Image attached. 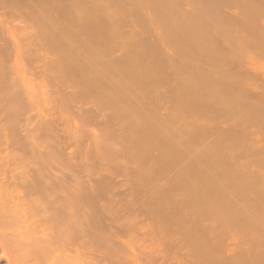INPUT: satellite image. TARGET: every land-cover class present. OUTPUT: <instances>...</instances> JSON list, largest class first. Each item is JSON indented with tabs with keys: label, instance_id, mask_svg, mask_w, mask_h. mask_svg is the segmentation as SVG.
I'll use <instances>...</instances> for the list:
<instances>
[{
	"label": "rangeland",
	"instance_id": "374dc122",
	"mask_svg": "<svg viewBox=\"0 0 264 264\" xmlns=\"http://www.w3.org/2000/svg\"><path fill=\"white\" fill-rule=\"evenodd\" d=\"M13 1L11 2L10 0L8 2L10 3V5H8V8H6L7 6L5 7V11L9 10L7 11L8 14L6 15H8L7 20L10 24V26L8 27L11 29V31H9V28L7 27L5 30V34L6 36L12 37V39L9 38L11 39L10 41H12V44L14 41V37L17 40L21 39L22 41H24L22 42V44L25 42H28L29 44L32 43L29 42L30 40L28 39L33 40V37L36 36V38H38V36H41L42 40L45 38L42 41L44 43L47 40L50 42L49 43L47 41L44 45L45 52L42 53L43 55L44 53H47L44 55V57H42L43 55L41 53L39 55L38 52L40 51V49L38 47V51L37 46H35L37 44L39 45L40 42L30 45L31 48H33L32 46L36 47L32 49L34 51H31V49H29V51H25V49H28L29 47H26L28 46L26 45L28 43L24 44L26 45V48L23 47V50L25 51V53L28 52L30 54L23 53V56L31 55L33 57L34 52V59H32V57L30 58V56V60L26 56L25 58L32 66H36V69L40 68L39 70L34 69V66L32 67L28 63V61L24 60L25 58L23 56V60L25 61L24 63L28 64L26 66L29 69H24L26 67H21L20 64L23 63V60L18 57L19 55L17 54L19 53V51L17 48L16 52H14L15 49L13 47L14 50H12V52L14 54L10 55L12 59L9 58L11 59L10 61H12V63L14 62L13 66H16L21 62L19 64L20 68L17 66V68H14L15 66L13 67L14 69H17L15 70L17 71L16 73L14 69L11 70L12 66L10 67V69L7 68V71L11 70V72L9 71V73H12V75V71H14L15 76L13 75V78L17 77L18 74H22L23 76H25V74H28L29 76L31 73H26L25 70L30 71V69L31 72L32 69H34L38 71V73L36 72L37 75H42V77L40 76L38 79L36 73L34 72L37 78L35 77V75H32L34 74L32 72L29 78L31 77V81H34L33 77H35V82H30L29 80L31 78L28 79V77H23L21 75L20 77L18 76V79L22 77L20 83H18L19 81H15L17 83L16 85L14 83V85L16 86L14 87L18 90L20 88H25L26 90H28L29 92L26 90L25 91L30 94L29 100H31L32 103L36 104L34 106L32 103H30L31 105L28 104V106H31L30 109H35L34 112L36 114L33 113V109L30 111L29 107L27 106L28 110L26 111L28 112L25 111V115H35V117H31V120L37 118V121H30V128L28 127V125L21 123L22 125H25L24 127L29 128L22 129L24 127H21L22 133L24 131H29L30 129L37 130V127L41 124L40 122H42V120L38 122V118L42 119V117L44 116L43 118L45 119L47 114L49 116L51 115V110L54 109L52 107L56 106L55 102L59 101V99L62 98V96L59 94L61 93V91L56 92L57 87H60L58 89L62 90V93H65V95H68L66 93L68 92L69 95L70 93H72L73 95L75 94L80 98L83 97V100H80V98L78 99L79 103H86V101L84 100L86 99L87 104L91 103L92 105V103H94V106H102V109L108 114L112 112L113 114L117 113V116L120 119V123L115 120L114 126L115 128L121 126L119 127L121 129H117L118 131H120V133L118 134L116 130V135H122V141L118 140L119 143L121 142L120 144H117V142H113L111 140L110 141L112 145L116 144V147L118 146V148L122 144L121 148L123 147V149H125L128 154L125 155L126 157H124L123 155L122 157L119 156V158H124L122 160L127 161L128 163L125 161L124 162L128 166H130V164L132 166L134 165V167L139 166V169L147 166V170H149L148 167H150L151 169L153 168L154 171H157L158 169V172H156L158 173L156 174V177L155 172L152 170L154 172L153 174V172L150 171L154 175L155 179H158H154V181L151 179V181H153L152 184L155 182L153 185L150 184L151 181L149 180V184L151 185L150 189H148L149 186L148 184H146L148 180L147 182L145 180V183L143 182V179L145 178H143L142 180L141 178L139 179L144 183V186L145 184L146 186H148L146 189L151 191L155 189V191H157L155 192L153 190V192H151L147 190L149 193H151L150 196L149 193L146 194V189L141 183L142 191H144L145 193L144 197H150L149 199H147L148 201L145 200V202H149V200L151 199L147 206H150L151 203L153 205V207L151 206L152 209L154 207L156 208V206H159L156 209L154 208L155 211H152V213L151 211L148 213L153 214L155 212L154 214L157 213L158 216L162 215L163 218L162 220H158L156 218L158 217L157 215H154L155 217L148 215L150 218L148 217L147 220L146 215L148 213L145 212L146 217L144 216V221L142 220L143 216H141L142 218L139 220L141 224H146V222L149 223L150 221H152L151 218H156L157 221H155L154 219L152 221H155L156 225L153 226V228H155V230H159L162 227L160 229L161 232H163V230H166L165 232L167 233L164 236L165 238L168 236V240L165 239L164 242L170 241V243H166L167 245L164 244V242H162L164 239V236H162V234H164L165 232L161 233L159 231V233L161 234L160 235L159 233L157 234L156 231L157 235L163 237L161 238L162 241L159 242H162L165 247H170V245L172 244V249L176 250L177 252L179 251L178 254H182V251L186 250V246H188L189 248L190 245V248H194V250H197L198 247L199 251H201L200 248L202 246V249L206 248V250L203 251L207 254L210 253V257H212L211 252L215 249L213 245H215L214 242L216 239V247H219V249L216 248L220 256L219 261L221 262V257L226 253L227 254L223 256L224 258L226 257L225 259L223 258V263H219L218 261L213 262V258L217 260L219 258L218 255H216L218 256V258L215 256L216 252L213 251V261L211 259L209 260V262L212 261L211 264H228V262L229 264H231L232 262H234L232 264H264V0H15L16 2L14 4ZM1 6L2 5H0V17L4 15V12H1L4 11V8L2 6L1 9ZM10 32H12V34ZM22 44L21 47L24 46ZM50 46L51 48L55 47V49H51ZM61 46L64 48H62ZM21 47H19V50ZM60 47L62 48V50ZM35 49L38 52L36 51L35 53ZM50 49L52 50L51 52ZM36 55L37 58L40 57L38 58L39 61H36ZM47 55L50 56L48 57ZM50 57H52L53 59H50ZM41 58H46L44 62L45 64L46 62H49L51 60L49 62L51 64H48L50 66H46L45 68H43L45 66L44 63L38 64V62H43ZM55 59L57 62L55 61ZM18 60L20 62H18ZM15 61H17L18 63H15ZM12 63L10 62V64L8 63V65H12ZM37 65L39 66L37 67ZM49 67H52L51 71L48 69ZM21 68L24 69V73H22ZM18 70H21V72H19ZM42 72L43 74L45 73V75L46 72H51L52 76L51 74L43 76ZM9 78L10 77L8 76V79ZM25 78L28 79V84H26V82L28 81H26ZM45 78L48 79L47 82L45 81ZM11 79L10 81L12 82L13 79ZM42 81L48 83L47 87H49V92L47 91V93H45L47 84L45 85V83ZM11 82H8V84ZM21 82L24 83L22 84ZM18 85L19 87H21L18 88ZM23 85L24 87H22ZM42 85H45V88H43ZM56 85L57 87H55ZM7 87L8 85L6 86V88ZM54 88L56 89L53 90ZM1 89L3 92V88ZM8 89L10 88L8 87L7 90ZM33 89L35 92L31 91ZM64 89L66 90V92H64ZM67 90H73L74 93ZM4 91H6V89ZM39 91H41L43 97L45 96L44 94H47V97H51L53 95L55 97L58 96L57 98L59 99L54 97V99H57V101L54 102L52 96L51 98L53 100L50 98L49 101V98H42L41 94H39V99L45 101L43 102L44 104H49L48 101L51 102L49 105L45 104V106H47V110H45L44 104H41L42 102H37V100L33 102V100L37 98V95L35 94H38ZM50 91H53V94ZM8 92L6 91V93ZM21 92L26 93L24 92V90H22ZM32 92L35 94L33 95ZM9 93L11 94L13 93V91L11 90ZM15 93L16 92H14L13 94L16 96L17 94ZM28 93L24 95V99L22 98L23 100H25V104L26 102H28V97H26ZM49 93H51L52 95L49 96ZM256 94L258 95V97ZM9 95L6 96L3 92L1 96L9 97ZM32 95L34 99L31 97ZM3 98L1 99L5 100ZM10 98L11 97L6 98L9 101V103H7L8 101L6 100L7 104H10ZM14 100L15 99H13V101ZM16 100H18V98ZM51 100L53 101V103ZM1 102L2 101L0 100V104ZM15 102V107H17L19 100L18 102H16L17 104ZM95 102L97 103L95 104ZM14 104L11 105L13 106ZM53 104L54 106H52ZM11 105L10 109L12 110V108L15 107H12ZM91 105L89 104L88 106ZM3 107L9 109V105H7L6 107L5 105H3ZM42 108L43 110L41 111ZM6 109L4 110L5 112L8 111ZM57 109L59 108L57 107ZM55 110H53L54 113H57L59 116L57 114V117L54 116L53 112L52 116H54L56 119L58 117L60 118V121L64 126L61 130V127L59 125V123L61 122H57L59 125L58 128L60 127V133H64L63 135H65L66 131L68 130L66 128H69L68 125L71 122H67L69 124H66L68 127L65 128V119L61 120L63 116L65 118V115L62 116V111L59 110V113L58 111L55 112ZM4 111L0 115V124L3 123V119L1 120V116L5 115ZM43 111H47V113H42ZM40 112L41 114H43V116L40 115ZM9 113L13 114V112ZM60 114L62 118L60 117ZM6 115L5 118L7 117ZM7 119L11 120L12 117H8ZM13 124L14 122L9 126L10 128H8V130L5 126L7 132H11H8V135L11 134V137H13L14 134H17V136L14 135V138L20 137V133H16L21 131H18V129H20L18 127L20 126L18 125L17 127V124L20 123L12 126ZM36 125L37 127L34 128V126ZM12 128L18 129L15 131V129ZM12 130L13 132H15L14 134H12ZM35 130L31 131L35 132ZM96 130L98 133L100 132L98 127L96 128ZM70 131H67L66 134L68 135V132ZM25 132L23 133V135L25 134ZM0 133H2L1 130ZM22 133L20 137L21 139L23 138ZM29 133L32 132L29 131ZM29 133L26 132V135H30ZM6 136L3 137L4 139L0 137L2 138V142L3 140L4 142L7 141L8 137ZM35 136L37 137L38 133ZM35 136L33 137V135L31 134V136L26 139H30L31 137L34 140V143L36 140V142L38 143V147L37 143H35V145L34 143L32 145L30 144L31 146L25 145L31 139L26 140V143L24 142L25 146L21 144L20 147V143L22 141H20V138H17L20 141V143H18L19 141L17 140V143L19 145V148H21L19 151H17L18 153H21L23 151V147H25L24 150L31 148L30 150L28 149L29 151L26 153H31L32 155L36 156H34V158L30 157V159L32 158V160L25 159L29 158V155L23 151L24 154L28 156L25 155L26 157L22 158V156L20 155L21 159H23V161L20 162L21 167L18 163L20 157L18 156V154H16L15 151L18 146H13L17 145L16 141L13 140L14 138L11 140V144H13L12 146L13 148L15 147V149H13L10 154L8 152L12 150V147L10 146L11 148L9 151L8 147L6 151L3 150L4 148H6L4 147L6 146V144L3 143L4 145L2 149V142L0 143V147L2 149H0V163H3L1 161L3 160V158H5L4 155L6 156L7 153L9 154V156H11L9 157L7 155L10 160L11 158H14V160L12 159L7 163L9 164L8 166L4 163L3 168L8 167L9 169L3 170L2 173H4V171L5 173L6 171L8 172L10 168L15 166L12 161H18V164H16L20 167V169L23 167V163L24 165L26 163V167H28V164L32 165V169L28 168V170H31L32 172L33 164L38 163L36 165L39 166L42 165V163L44 164L46 162L45 166H48L47 169L49 168V170H52H48V173L50 174L47 175V172L45 173L47 169L43 167L44 165L39 167L35 166L34 169L35 171L39 170L41 173L45 168V171H43V173H45L44 176L48 180L49 178L52 179L53 175L55 176V174L62 172V169H64L62 162L69 163L70 161H75L74 159L67 161L66 158L68 156L66 155H68V149L66 150L67 154L65 153L66 155H64L66 156V158L61 154L60 156L55 155L59 158L53 157V160L57 161V158L58 160H62L60 162L62 164L60 165L62 167L61 169L59 168V166L57 167V164L56 167L54 165L55 168L52 167V164L50 166L48 162L50 161L51 163L52 158L50 159V155H46L48 154L46 153V151L47 149L49 150V148L47 146V149H44L46 148L48 142H46L45 144L44 139L43 141H41L39 139V136L38 138H35ZM119 138L120 136L118 137V139ZM37 140H40L39 142H41V144H39ZM12 141H14L15 144L12 143ZM42 143L45 144V147L42 146ZM39 145H41L42 149H39ZM32 146L35 148L36 154H34L35 152L32 153L34 151V148ZM79 149V153L82 154L84 150L81 151V148ZM79 149L76 150V156ZM40 150L41 152H43L44 150L46 151H44L41 155ZM3 151H5L4 153H7L4 154L2 153ZM13 152L14 154L11 155ZM15 155H17V158L19 160L15 159ZM1 156H3V158ZM80 158L81 155H78L77 159L79 160ZM69 159L70 158H68V160ZM77 159L76 161L78 162ZM116 159H118V157ZM8 160L9 159H7V161ZM53 160L52 162H56ZM82 160L83 159L81 158V163L78 162V165H82V163H84V161ZM113 160L112 162L116 164V160ZM119 163L117 160L116 166L119 165ZM10 164L14 165H12L11 167ZM114 164L112 166L115 167ZM25 166L23 167L24 170H26ZM140 166L143 167L141 168ZM162 166H165L166 168L168 167V169L163 168L164 170H166V172L164 171V173L162 172ZM40 167H42L43 169ZM156 167L158 168L156 169ZM18 168H12L13 170H17L18 172L11 170L9 171L8 175H5V177H8L13 171L15 177L13 176V173L10 177H13V179L15 178V180L18 178L20 182V178L16 177V175L18 173L19 176V173L21 172L22 179L26 180L30 178L29 181L34 182L32 181L33 178L35 179L36 176H40L37 175V172L35 171L33 172V176H29V174L32 173L29 171V174H26V177L28 178H26L25 175H23L25 174V171H21ZM59 169L61 171H58ZM55 171L58 173H55ZM51 172H54L53 175H51ZM141 172L144 176L145 170L144 172L141 170ZM34 173L36 174V176ZM123 174L124 173L121 172L120 175L122 176H119L120 179L119 177H117L118 180H122V178H125ZM2 175L3 174H1V176ZM140 175L142 176V174H139V177H141ZM151 175H146V177H153ZM158 175H160L161 177H158ZM136 177L137 176H135V178ZM6 178H1L0 185L4 182H2V180H6ZM126 178H128V176ZM126 178L125 180H127ZM137 179L138 177L135 180ZM139 179L138 181H140ZM17 182H15V184H20ZM21 184H23V182ZM12 186L14 187V185ZM21 188H23V185L21 186ZM1 189L3 190V187ZM10 189L12 190V188ZM164 189L166 191H164ZM172 190L174 191V193ZM163 191L166 193L162 194ZM168 191L171 194H168ZM158 192H161V194H159ZM153 193L155 194L153 195ZM156 193H158L159 198ZM152 195L153 197L156 196V199L163 200L161 206L158 203L162 200H158L157 202L155 197L154 199L152 198ZM167 195H169V197ZM141 196L142 198H144L142 193ZM161 196L164 199L161 198ZM167 198L169 199V201H167ZM170 200L171 203H173L172 200L174 201V206L170 204ZM168 202L171 208H169V205L165 206V204H168ZM67 206H71L74 211L76 210L75 212H73L72 210V212L75 215L77 214V217L80 211H82L81 214L87 213V217L86 215L84 216V214H80L81 216L79 215V217L84 216V218H81L82 220H85V217L87 219L88 217H91L90 212L88 213L86 211L87 208L79 209L78 206V208H76V204L73 205L75 207H72V204H67ZM151 207L148 208L151 209ZM173 207L175 208V211ZM66 210H64V213ZM68 211H70L69 208ZM168 211H170V213ZM72 212H69L70 215L68 212L66 213H68L70 217L72 215ZM169 214L171 217L169 216ZM172 215H174L175 217H173ZM169 217H173V219H170ZM70 218L75 219L76 217L73 216V218ZM122 218L118 219L117 221H119L120 223L122 220H127L125 218ZM166 218L167 221L169 220V225H167ZM117 221H114L115 224ZM127 221L132 224L131 219ZM134 221L135 223L139 222L138 220L137 222L136 220ZM158 221L160 222L158 223ZM20 222H22V220L19 221V224L22 226L23 222L22 224ZM140 222L139 224H137L139 226L136 225L137 229L141 227ZM17 223L18 222H16V224L11 223L12 226L10 227H13V230L11 228H8L9 225H5L7 223H4L5 226H3V223H1L0 229H7L8 232H14L15 230H19L21 228V230H23L26 227L25 225H23L25 227H21L20 225H17ZM119 223L117 222L118 226ZM129 223L127 222L125 223V225H129ZM171 223L174 224L175 227H173ZM16 225L19 226L17 227L18 229L16 228ZM26 225H28V222H26ZM143 226L145 227L144 224ZM150 226H148V229L150 228L151 230H154ZM134 229L136 228L134 227ZM143 229L140 228L141 231ZM172 229L174 230V232ZM171 230L173 233L170 232ZM199 230L204 231L200 232ZM141 231L140 233L134 231V233H129L128 231L129 234L133 233L132 235H127L129 236L128 239L131 237L130 243L128 242V239L127 243L125 241L126 239L122 238L130 247V252H132L133 249H139L143 251V248L145 246V249L147 250V247L154 243L153 241L149 242L148 239L150 238V240H154L153 235L152 239L150 236L145 239H148V242L145 241L143 237H140L143 239L141 241H145L141 242L138 237L140 236ZM223 231H225V233ZM142 232L147 235L145 233V230ZM135 233H138L139 235ZM143 233L141 236H145ZM220 233L222 234V236L225 235V239L221 236ZM133 235L136 238L138 237L140 243L139 241L135 240V237H133ZM160 236L155 237L156 239H158ZM200 236L202 238H200ZM207 236L209 237V239L207 238ZM185 237H187V239ZM132 238H134L135 240L134 245L136 248H134ZM176 238H179L178 241L176 240ZM172 239L173 241H171ZM202 239H205L208 243ZM222 239H224V241ZM198 240H200V243L204 241L207 246L204 245V242L200 244ZM208 240H210L211 242ZM181 242H183V245L180 244ZM124 243L123 246L127 245ZM192 243H194L195 246L192 247ZM197 243H199V245ZM154 244L156 245V243ZM154 244L152 245V247L154 246ZM160 244L159 246L162 245ZM218 244L221 245L217 246ZM163 245L161 246V248L163 247ZM224 245L227 246V248ZM173 246L182 248L177 250L178 247L173 248ZM230 247H233V251L230 250L229 252ZM125 248H127V246H125L124 249ZM158 249H160V247ZM208 249H210L211 252H209L210 250ZM220 249L222 250L220 251ZM223 249L225 250V252ZM226 249L228 250V252ZM129 250H126L125 254H127ZM188 250L192 251L193 249ZM0 251V256H2V250ZM142 251L140 252V254L142 253ZM176 251H173L176 253L175 255H177ZM186 251H184L183 253H185ZM231 251L233 254H238L237 257L239 258V260H237L238 258L236 259V255L233 256V254L231 255V259L233 260H229L228 256H230L229 254H231ZM12 252L15 254L14 251ZM221 252H223V255ZM206 253L202 254L204 256L198 254V257L200 256L202 261L208 263L207 261L209 256H207ZM130 254L133 255V252ZM70 255L67 257V261H71V263L72 261H74L76 263V260L78 258L77 255V258L75 260H73V253H71ZM185 255L187 256V253L184 254V256ZM12 256L14 257V255ZM2 257L0 258V264H7L8 261L6 259L4 260V257ZM82 258L83 257H80L78 259L81 261L79 262V264H84V260H86L88 257H85L86 259L84 260ZM195 258L196 257H194V259ZM171 261L169 260L170 263ZM85 262L87 263V261ZM164 263L165 262H163V264Z\"/></svg>",
	"mask_w": 264,
	"mask_h": 264
},
{
	"label": "bare ground",
	"instance_id": "6f19581e",
	"mask_svg": "<svg viewBox=\"0 0 264 264\" xmlns=\"http://www.w3.org/2000/svg\"><path fill=\"white\" fill-rule=\"evenodd\" d=\"M10 0H0V5H2L3 6V8H4V11H1L2 13L4 12V15L3 16H1L0 17V94L2 95L3 94V92H4V95H9L10 93V91L12 90L13 91V93L14 92H16L15 94H17L16 96L13 94V93H11L10 95H9V97H11L9 100H10V104H7V103H9V101H8V99H6V98H9V97H6V96H1L0 97V100L2 101L1 102V107H0V111L1 110H5L6 108H4L3 107V105H5V107L7 106V105H9V109H6V110H8L9 112H13V114L12 113H9L8 111H4V114L6 115V113H7V117L5 118V115H3V116H1V120L3 121V123H1L0 124V127H1V132L2 133H0V137H5L6 135V137H8V139H7V141H5L4 142V140H3V142L1 141L2 140V138H0V143L2 142V145H1V147H2V149H3V145L4 144H6V146H4V147H6V148H4L3 150H6L8 147H9V149H8V151L10 150V148L12 147V150L11 151H9L8 153L10 154V152H12L13 151V149H15V147L13 148V146H18L17 148H16V154H18V156L20 157V160L17 158V155H15L16 156V158L15 159H18L19 160V165H20V167H21V164H20V162L21 161H23V159H21V156H22V158H25L26 156H28L29 158H25V159H30V157H32V158H34V156L35 155H32L31 153L29 154V153H26V152H28L30 149L28 148V147H26V148H28V149H25L24 150V148L25 147H23V151L26 153V154H28V155H26V154H24V152L22 153L21 151V153H18L17 151H19L21 148H19V145H18V143H20V141H22L21 143H20V147H21V144L22 145H24V142L26 141V140H30L29 142H31V143H26L25 145L26 146H31L34 142V140L30 137V139H26V138H29V136H31V134L33 135V137L35 136V135H37V133H38V136H39V139L41 140V141H43V139L45 140V144H46V142H48V144L46 145V148H44V149H47V146H48V148H49V150L47 149V151L46 150H44V151H46V153H48V154H46V153H44V154H46V155H50L49 157H50V159H51V163H50V161L48 162L49 164H50V166H51V164H52V167H54V165H55V167H56V164H57V167L59 166V168L61 169L62 167L60 166V165H62L63 164V166H64V169H62V172L61 173H58V172H56L55 171V173H58V174H55V176L53 175V173L54 172H51V175H53V181H52V179L51 178H49V179H51V180H47L46 178H45V176H44V174L47 172V175L48 174H50V173H48V170H49V168L47 169V167L45 166V163L43 164L42 162V165H39V166H43V167H45L47 170L45 171V168H44V170L43 171H45V173H43V171H42V167H40V168H42L41 169V173H42V175H41V173H40V171L38 170V171H35V169H34V167L35 166H38V165H36V164H38V163H36V164H33V172L35 171V172H37L36 174L37 175H40V176H36V174H35V176H36V178L34 179L33 178V180L32 181H34V182H31V181H29V179H26V178H28V177H26V174H29V171L30 172H32L31 170H28V168H30V169H32V165H30V164H28V167H26L25 165H26V163H25V165H24V163H23V167L25 166L26 168V170H24L23 169V167L20 169V167L17 165L18 163L15 161H12L14 164H15V166H13L12 167V165H14V164H10V166L12 167V168H14V169H17L18 167V169H20L21 171H25L24 173L25 174H23V175H25V179L26 180H24V179H22L21 178V172L19 173V176H18V173H17V175H16V177H19L20 178V182H19V180H18V178L15 180V178L13 179V177L11 178L10 176H11V174L13 173V176L15 175L14 174V172L13 171H16V172H18L17 170H13L12 168H10V170L9 171H11V170H13L12 172H11V174L6 178L5 177V175L7 174L8 175V173H9V171L7 172L6 171V173H5V171H4V173H2V171L3 170H7V169H9L8 167L6 168H3V166H4V163L8 166L9 164H7L9 161H11L12 159L14 160V158H11V160H10V158H8V156H9V154L7 153H4L5 151H3L2 153H4V154H6V156L4 155V157L5 158H3V156H1L2 158H3V160L1 161V162H3V163H0V165H1V167L3 168H1L0 167V173L1 174H3L2 176H1V174H0V180H1V178L2 177H4V178H6V180L4 179V180H2V182H3V184H1L0 186V224L1 223H3V226H7V225H9V227L8 228H11L10 226H12V224L11 223H15L16 224V222H18L17 223V225H20L19 224V221L20 220H22V222H23V224H22V222H20L21 224H22V226L21 227H28V228H24L23 230H21V229H19V230H15L14 232H8L7 231V229L5 230V229H0V247H1V249L0 250H2V256L4 257V260L6 259L7 261H8V263L9 264H79V262H81L80 260H78L80 257H83L82 259L84 260V259H86L85 257H88L86 260H84V264L86 263L85 261H87V263L86 264H163V262H165L164 264H211V262L213 261V262H219V263H223V256H225V255H223V252H221L222 253V257H221V262L219 261V259H220V256H219V253H218V250L217 249H219V247L217 248L216 247V239H215V245H213L214 246V250L213 251H215L216 253H215V256L216 255H218L219 256V258H218V256H216L217 258H218V260L217 259H214L213 258V256H214V254H212V253H214L213 251L211 252V248L210 249H208V250H210L209 252H211V256L212 257H210V253L209 254H207L206 252H204L203 250H206V248H204V249H202V246H201V248H200V250L202 251V252H204V253H206V255L207 256H209V258H208V261H207V259H206V261L208 262V263H206V262H204V261H202L201 260V258H200V256L198 257V254H200V253H202L201 251H199L198 249V247H197V250H198V252H200V253H198L197 252V250H194V248H190L191 246L189 245V248H188V246H186L187 248H186V250H188V249H190V250H192V251H186V250H183L182 251V254L180 253V254H178L179 253V251L177 252L176 250H173L172 249V244L170 245V247L169 246H167V247H165V245H163L162 244V242H164L165 241V239H167V237L165 238V234L167 233V232H165L166 230H163V232H161L160 231V229L162 228H160L159 230H155V228H153V226H156L155 225V221H157V219L158 220H162V215H157V213L156 214H151L152 213V211H155V209L157 208V207H159V206H156V208L154 209H152V207H153V205H152V203H151V205L149 206H147V204H149V202H150V200H149V202H145V200L146 201H148L147 199H149L148 197H144L145 196V193H144V191H142V187H141V183L143 184V186H144V183L143 182H145V180H146V182H147V180H148V182L146 183V184H148V186H146V184H145V189L148 187V189H150V187H151V185L150 184H152V182L154 181V179H155V177H156V174H158V173H156V172H158V167H156V169H157V171H154V169L152 168H150V167H148V169L149 170H147V166H140L142 169H139V166H136V167H134V165L132 166L131 164H130V166H128L125 162H127V161H123L122 159H124V158H122L121 159V157L124 155V157H126L125 155L127 154V152L125 151V149H123V147L121 148V146H122V144L120 145V147L118 148V146L116 147V144H114V145H112V143H111V141H113V142H117V144H120L119 142H118V140L119 141H122V135H119L120 136V138L118 139V137L119 136H117L116 135V130L117 129H121V128H119V127H121V126H119L118 128H115V126H114V122H115V120H117L118 122L120 121V119L118 118V116H117V113L116 114H113V112L112 113H106V111H104L102 108V106L101 107H98V105H93L94 103H92V105H91V103H89L91 106H88L89 104H87V100L86 99H84L85 101H86V103H79L78 101V99L80 98V97H78V96H76L75 94V96L72 94V93H70V95H69V93L68 92H66V90L64 89V92H66L68 95H65V93H62L63 91L62 90H60V89H58V88H60V87H57V85L55 86V87H57V90H56V92L57 91H61V93H59L61 96H62V98L61 99H59V98H57V97H55V96H53L52 94H53V91L51 92V93H49V96L50 95H52L53 96V99H54V97L55 98H57V99H59V101H57V99H54V102L55 101H57V102H55L56 103V106L55 107H52V106H54V104L52 105V106H49V107H52V108H54V109H52L51 111L54 113V111L53 110H55V108H56V110H55V112H59V110L60 111H62L61 112V114H62V116L63 115H65V118H64V116H63V118L61 117V114H60V117L62 118L61 120H64L65 121V128L66 127H68L69 126V128H66V129H68L67 131H70V132H68V135L66 134L67 133V131H66V133H65V135H63L64 133H60L61 131H60V127H61V130H62V127L64 126L63 125V123L60 121V118L58 117L57 119L54 117V116H56V114L54 113V116H52L53 115V113L51 112V115L49 116L48 114H47V116H46V118L44 119L43 117V114H41V112H40V115H42L43 117H42V119H39L38 118V122H40L41 120H42V122H40L38 125V127H37V125L36 126H34V128L35 127H37V130H35V129H30L29 131L30 132H32V133H29V131H26V132H28L30 135H26V132H25V134L23 135V133H22V130H21V127H24L25 125H28V127H29V123H30V121H33L34 120V122H35V120L37 119V118H34V119H32L31 120V117L32 116H34L35 117V115H32V116H30V115H25V111L26 110H28L27 108L29 107V109H30V107L31 106H28V104L29 105H31L30 103H32L31 102V100H29L30 99V94L28 93L29 91L28 90H26L25 88H23V89H21L20 87H19V85H22L24 82H21L22 84H19L18 85V88H20L19 90L17 89V88H15L16 86V82L15 81H19L18 83H20V81H21V78L20 79H18L21 75H17V77H15V78H13L12 76L14 75V71L15 70H17V69H14V68H17V67H19L20 68V66H19V64L21 63L20 61H21V59L23 60V57L25 58V56L26 57H28V59H29V56H30V58L32 57L31 55H25V56H23L24 54L23 53H25V51H29V49H31V51H34V50H32L33 48H36L35 46H37V50H38V47H39V49H40V51H41V49H42V51L40 52L39 50V52L35 49V53H36V51L39 53V55H40V53L43 55V53L42 52H45L44 51V45H45V43L48 41H46L45 43L44 42H42L43 40L41 39V36H38V38H36V37H33V40H31V39H28V40H30L29 42H32V43H28V42H25V43H28V44H26V45H28V46H26V45H24L25 43H23L22 44V42H24V41H22L21 39H19V40H17L14 36V41H13V44H12V41H10L11 39H12V37H9V36H6V34H5V30H6V28L8 27V26H10V24L8 23V20H7V17H8V15H6V14H8L7 13V11H9V10H7V11H5L6 10V8H8V5H10V3H8ZM13 0H11V2H12ZM16 1L14 0L13 1V4L15 3ZM12 4V3H11ZM2 6H1V9H2ZM7 6V7H6ZM6 7V8H5ZM5 19V20H4ZM9 24V25H8ZM9 28V27H8ZM9 31H11V29L9 28ZM11 34H12V32H10ZM9 38H11V39H9ZM36 39V41H35V39ZM40 38V39H39ZM47 39V38H46ZM27 40V41H28ZM11 43H10V42ZM21 41V42H20ZM37 42H40V44L38 45H35V46H32L33 48H31V46L30 45H33V43H37ZM49 42V41H48ZM50 43V42H49ZM54 43V42H53ZM21 44L22 45H24V46H22L21 47ZM55 44V43H54ZM59 44V43H58ZM29 47L28 49L26 48V47ZM43 46V47H42ZM58 46H60V45H58ZM13 47H14V49H15V51L14 52H16V50L18 49V51H19V53L17 54V55H19L18 57L19 58H21L20 59V61L18 60V62H20L19 64H17L15 67L13 66V64H14V62L12 63V61H10L12 58L10 57V55L11 54H14L13 52H12V50H14L13 49ZM19 47H21L20 48V50H19ZM26 48L25 49V51L23 50L24 48ZM40 47H42V48H40ZM47 47H48V44H47ZM62 47V46H61ZM60 47V48H61ZM17 48V49H16ZM50 48H51V46H50ZM58 48V47H57ZM56 48V49H57ZM62 48H64V47H62ZM62 48H61V50H62ZM49 49V48H48ZM51 49H55V47H53V48H51ZM50 49V52L52 51ZM46 50V49H45ZM22 51H24V52H22ZM48 51V50H47ZM64 51V50H63ZM12 52V53H11ZM49 52V51H48ZM26 53H28V52H26ZM25 53V54H26ZM38 53H37V55H38ZM28 54H30V53H28ZM45 54H47V53H44V55ZM37 55H36V61H39V59L38 58H40V57H38L37 58ZM44 55L42 56V57H44ZM66 55V54H65ZM13 56V55H12ZM23 56V57H22ZM48 57L50 56V55H47ZM14 57V56H13ZM33 57H34V52H33ZM32 57V59H34ZM9 58H11V59H9ZM17 59V58H16ZM42 60H43V62L41 61V62H38V64L39 63H41V64H43L44 62H45V60H46V58L45 59H43V58H41ZM50 59H53L52 57H50ZM24 60H26V58L24 59ZM23 60V63L25 62ZM30 60V59H29ZM9 61V62H8ZM26 61H28V60H26ZM47 61H48V59H47ZM51 61V60H50ZM49 61V62H50ZM54 61V60H53ZM53 61H52V63H53ZM55 61H56V59H55ZM10 62L12 63V65H8V63L10 64ZM17 61H15V63H16ZM17 62V63H18ZM49 62H46V64H45V66L43 67V68H45L46 66H50V65H48V64H51V63H49ZM57 62V61H56ZM55 62V63H56ZM23 63L22 64H20L21 65V67H26V68H24V69H27L28 67L26 66V65H28V64H26V63H24V66H23ZM28 63H29V61H28ZM31 63H32V61H31ZM54 63V64H55ZM30 64V63H29ZM31 65V64H30ZM12 66V67H11ZM32 66V65H31ZM34 66V65H33ZM32 66V67H33ZM39 65H37V67H38ZM10 67H11V70L12 69H14V71H12L13 72V75H12V73H9V71L11 72V70H9V71H7V68L8 69H10ZM14 67V68H13ZM30 67V66H29ZM36 66H34V69H36L35 68ZM42 67V66H41ZM31 68V67H30ZM52 68V67H51ZM51 68L49 67L48 69L51 71ZM22 69V68H21ZM24 69H22V73H24ZM29 69V68H28ZM34 69H32V72L34 73H38V71H36V70H39L40 68H37L36 70H34ZM34 70V71H33ZM49 70H48V72H49ZM19 71V70H18ZM26 71V73H28V72H30L31 74H32V72H31V69H30V71H28V70H25ZM41 71V70H40ZM46 71V70H45ZM17 71H15V73H16ZM19 72H21V70L19 71ZM29 73V74H30ZM35 73L34 74H32L33 76L35 75ZM37 73H36V75H37ZM9 74H11V75H9ZM31 74L29 75V76H31ZM39 74H40V72H39ZM42 74H43V72H42ZM47 74H51V72L50 73H47L46 72V75H45V73L43 74V76H47ZM36 75H35V77H36ZM8 76L10 77L9 79H8ZM15 76V75H14ZM19 76V77H18ZM23 76V75H22ZM29 76H28V74H25V76H23V77H28V79H30L29 78ZM41 77H42V75H40ZM39 75H37V77H38V79H39V77H40ZM51 76H52V74H51ZM35 77H33V80L34 81H31L32 80V78L29 80L30 82H35V80H36V78ZM13 80H12V79ZM18 80H17V79ZM44 78V77H43ZM10 79L12 80V82H13V84H12V82L10 81ZM26 79V78H25ZM28 79H26V81H28ZM37 79V80H38ZM41 80V79H40ZM39 80V81H40ZM43 80V79H42ZM47 78H45V81L47 82ZM23 81H24V79H23ZM25 81V82H26ZM29 81L28 82H26V84H28L29 83ZM45 81H42V82H44L45 83V85H46V87L48 86V83H46ZM8 82H11V83H9L8 84ZM14 83H15V85H14ZM31 84H33V83H31ZM40 84H41V82H40ZM8 85V87L10 88V89H8L9 90V92H8V90H7V88H6V86ZM12 85V86H11ZM30 85V84H29ZM45 85H42V87L43 88H45L44 86ZM15 86V87H14ZM26 86H28V85H26ZM33 86V85H32ZM13 87H14V90H13ZM22 87H24V85L22 86ZM1 88H3V92H2V89ZM33 88V87H32ZM49 87H47V89H45V93H47V91L49 90L48 89ZM6 89V91L8 92V93H6V91H4ZM17 89V90H16ZM30 89V88H29ZM56 88H54L53 90H55ZM22 90H24V92H26V91H28V92H26V93H28L27 94V96L26 97H28V102H26V104H25V100H23L24 99V95H26V93H23V92H21ZM26 90V91H25ZM51 90V89H50ZM93 90V89H92ZM94 90H95V88H94ZM31 91H34V89L33 90H31ZM30 91V92H31ZM67 91H69V92H73L74 93V91L73 90H67ZM35 92V91H34ZM43 92H44V90H43ZM49 92V91H48ZM55 92V93H56ZM6 93V94H5ZM33 93V92H32ZM38 93V92H37ZM77 93V92H76ZM35 93H33V95H34ZM39 94H41V91H39V93L38 94H35V95H37L36 97L38 98H36L35 100H33V102L34 101H36L37 100V102L39 101V102H42L41 104H44L43 102H45V101H43V100H40L39 98ZM57 94V93H56ZM56 94H54V95H56ZM64 95V97H63V95ZM22 95H23V97H22ZM33 95L31 96L32 98H33ZM45 96L44 97H46V98H49L48 100L50 101V98L52 97H47L48 95L47 94H44ZM47 95V96H46ZM71 95H73V96H71ZM257 95V94H256ZM60 96V97H61ZM3 97H6V98H3ZM14 97V98H13ZM26 97H25V99H26ZM41 97L42 98H44L43 96H42V94H41ZM78 97V98H77ZM253 97H255V96H253ZM257 97H258V95H257ZM1 98H3V99H5V100H2ZM18 98V100H19V102H18V100H16ZM23 98V99H22ZM77 100H76V99ZM83 98V97H82ZM82 98H80V100H83ZM13 99H15L14 101H13ZM21 99V100H20ZM34 99V98H33ZM52 99V98H51ZM52 99V100H53ZM8 102H7V101ZM11 100H12V103H11ZM45 100V99H44ZM47 100V99H46ZM51 100V101H52ZM18 102V104L16 103V102ZM21 101V102H20ZM48 101V103L50 104L51 102H49ZM4 102V103H3ZM7 102V103H6ZM14 102L17 104V107H15L16 105L14 104ZM23 102V103H22ZM6 103V104H5ZM52 103H53V101H52ZM97 102H95V104H96ZM11 104H14L13 106L11 105ZM33 104V106L34 105H36V104H34V103H32ZM38 104V103H37ZM41 104H40V107H41ZM46 105H49V104H47V103H45ZM45 104H44V106H45ZM99 104V103H98ZM101 104V103H100ZM10 105L12 106V107H15V108H12V110L10 109ZM28 106V107H27ZM100 106V105H99ZM3 107V108H2ZM38 107V106H37ZM47 106H45V110H47V108H46ZM48 107V108H49ZM57 107L59 108V109H57ZM2 108V109H1ZM14 109V110H13ZM33 109V108H32ZM32 109H30V111L32 110ZM11 110V111H10ZM34 110L35 109H33L32 111H33V113H35L34 112ZM43 110V108L41 109V111ZM49 110V109H48ZM3 111H1V113H0V115L2 114V112ZM50 111V110H49ZM64 111V112H63ZM104 111V112H103ZM26 112H28V111H26ZM45 111H43L42 113H44ZM39 113V112H38ZM37 113V114H38ZM45 113H47V111L45 112ZM60 113V112H59ZM12 114V115H11ZM36 114V113H35ZM112 114H113V116H114V118H118V119H114L113 118V116H112ZM11 115V116H10ZM14 115V116H13ZM45 115V114H44ZM58 115V114H57ZM117 117H116V116ZM59 116V115H58ZM4 117V118H3ZM8 117H12V119L9 121L7 118ZM57 117V116H56ZM41 118V117H40ZM13 119H15V120H13ZM5 120H7V121H5ZM58 120V121H57ZM37 121V120H36ZM71 122L70 124L69 123H67V122ZM5 122V123H4ZM7 122V123H6ZM14 122V124L12 125V126H14V125H16L17 123H22V124H25V125H20V124H17V127H18V125L20 126V127H18V128H20V129H18V131L19 130H21V131H19V132H16V133H20L19 134V136L21 137V133H22V136H23V138L21 139L20 137H15L14 138V133L15 132H13V130H12V134H14L13 135V137H11L12 135L10 134V135H8L9 133H11L10 131H8L7 132V130H8V128H10L9 126L12 124ZM25 122V123H24ZM33 122V123H34ZM59 122H61V123H59V125H60V127L58 128V123ZM37 123V122H36ZM120 123V122H119ZM9 124V125H8ZM31 124V123H30ZM66 124H69L68 126L66 125ZM72 124V125H71ZM116 124H117V122H116ZM62 125V126H61ZM72 127H71V126ZM119 125V124H118ZM118 125H116V126H118ZM2 126H4V127H2ZM5 126H6V129H5ZM8 126V127H7ZM31 126V125H30ZM16 127V126H15ZM98 127V129H99V133L97 132V130H96V128ZM30 128V127H29ZM29 128H26V127H24V128H22V129H29ZM31 128H33V127H31ZM64 128V129H65ZM71 128V129H70ZM5 131H3V130ZM12 129H15V128H12ZM17 129H15V131L17 130ZM70 129V130H69ZM31 130H35V132L34 131H31ZM73 130V131H72ZM63 131H65V130H63ZM62 131V132H63ZM4 132V133H3ZM7 133V134H6ZM117 133L119 134L120 133V131H118L117 130ZM221 133V132H220ZM5 136H4V135ZM222 134V133H221ZM40 135H41V137H40ZM43 135H45V136H43ZM15 136H17V134L15 135ZM38 136L36 137L35 136V138H38ZM117 136V137H116ZM10 137V138H9ZM259 137H260V135H259ZM14 138V139H13ZM20 138L21 140L19 141L18 139ZM4 139V138H3ZM5 139V140H6ZM9 139H10V141H9ZM14 140V141H16V143H17V145H13V144H11V140ZM23 139H24V141H23ZM115 139H117V140H115ZM121 139V140H120ZM18 140V141H17ZM40 140H37L38 142L40 141ZM111 140V141H110ZM14 141H12V143H14L15 144V142ZM10 142V143H9ZM4 143V144H3ZM35 143H37L36 142V140H35ZM35 143H34V145H35ZM44 143H42V146H44L45 144ZM31 144V145H30ZM39 144H41V142H39ZM8 145V146H7ZM13 145V146H12ZM24 145V146H25ZM11 146V147H10ZM40 147H39V149H42L41 148V145H39ZM50 146V147H49ZM115 146V147H114ZM1 147H0V149H1ZM33 147V146H32ZM36 147V146H35ZM37 147H38V143H37ZM45 147V146H44ZM34 148V147H33ZM79 148H81V151L82 150H84L83 151V153L81 154V153H79V151H80V149ZM121 148V149H120ZM221 148V147H220ZM1 149V150H2ZM51 149V150H50ZM69 149V150H68ZM77 149H79L78 150V153H77V156L79 155H81V158L83 159L82 161H84V163H82V165H78V162H80L81 163V161H80V159L78 160L77 159V156L75 155L76 154V150ZM123 149V150H122ZM34 151L32 152V153H34V154H36V150H35V148L33 149ZM66 150H68L67 151V153H68V155H66L67 153H66ZM7 151V150H6ZM14 151V152H15ZM43 151V152H44ZM14 152L11 154V155H13L14 154ZM43 152H41V150H40V153H41V155L43 154ZM53 152V153H52ZM39 153V154H40ZM51 153V154H50ZM66 153V154H65ZM23 154V155H22ZM60 154L61 155H66V156H68L67 158H66V156H64L66 159H67V161H70L71 159H74L75 161H70L69 163L68 162H66V163H63L62 162V164L60 163L62 160L60 159V160H58V156H60ZM3 155V154H2ZM8 155V156H7ZM21 155V156H20ZM26 155V156H25ZM32 155V156H31ZM51 155H54V156H51ZM55 155H58V156H55ZM128 155V154H127ZM84 156V157H83ZM119 156H121L120 158H119ZM9 157H11V156H9ZM36 157V156H35ZM43 157H44V155H43ZM53 157H58L57 158V161L56 160H53ZM118 157V159H116ZM9 159L8 161H7V159ZM32 158L30 159V160H32ZM47 158V157H46ZM54 158V159H55ZM65 158H63V159H65ZM68 158H70L69 160H68ZM5 159H6V161H5ZM76 159L78 160V162L76 161ZM85 159V160H84ZM99 160V162H98V160ZM114 159V160H113ZM119 159H121V160H119ZM0 160H1V158H0ZM34 160V159H33ZM41 160V159H40ZM44 160H46V159H44ZM52 160L53 161H56V162H52ZM112 160L113 161H115L116 162V164H117V160H118V163H119V165H117L116 166V164H114V162H112ZM5 161V162H4ZM25 161H28V160H25ZM72 162V163H71ZM111 162H112V164H111ZM124 162V163H123ZM138 162V161H137ZM17 163V164H16ZM28 163H32V162H28ZM34 163V162H33ZM99 163V164H98ZM123 163V164H122ZM128 163V162H127ZM49 164H47V165H49ZM100 164H101V166H100ZM115 165V167L114 166H112V165ZM77 165V166H76ZM30 166V167H29ZM38 166V167H39ZM97 166V167H96ZM132 166V167H131ZM54 167V168H55ZM159 167H161V166H159ZM155 168V167H154ZM168 169V167L166 168L165 166L163 167L162 166V172L164 173V171L166 172V170H164V169ZM53 169V168H52ZM58 170V171H61V170ZM139 169V170H138ZM160 169V168H159ZM37 170V169H36ZM54 170V169H53ZM57 170V169H56ZM141 170L144 172V170H145V172H144V176H143V173L141 172ZM155 172V177H154V172ZM49 171H52V170H49ZM137 171H139V172H137ZM150 171H152L153 172V174H152V172H149ZM15 172V173H16ZM33 172L32 173H30L29 174V176H33ZM121 172L122 173H124L123 175H124V177L126 178L127 176H128V178H126L127 180H125V178H122V180H118V178L117 177H119V176H122V175H120L121 174ZM120 173V174H119ZM145 173H147V174H145ZM160 173V172H159ZM138 174V175H137ZM139 174H142V176L141 177H139ZM152 174V175H151ZM50 175V176H51ZM125 175H127V176H125ZM146 175H148V176H153V177H146ZM130 176V177H129ZM135 176H137L138 177V179L139 178H141V180L143 179V178H145V179H143V182H141V180L140 181H138V179L137 180H135L136 178H135ZM160 175H158V177H159ZM15 177V176H14ZM52 177V176H51ZM157 177V178H158ZM161 177V176H160ZM9 178H10V180H9ZM116 178H117V180H116ZM149 178V179H148ZM22 179V180H21ZM32 179V178H31ZM119 179H120V177H119ZM151 179L153 180V181H151ZM17 180H18V182H17ZM24 180V181H23ZM151 181V183H150V181ZM155 180H158V179H155ZM15 182H17V183H22L23 182V184H21V186L23 185V188H21V186H20V184H15ZM150 183V184H149ZM155 183V182H154ZM153 183V184H154ZM152 184V185H153ZM12 185H14V187L12 186ZM11 186V187H10ZM3 187V190L1 189ZM5 187V188H4ZM12 188V190L10 189V188ZM143 187V188H144ZM154 187V186H153ZM173 188V187H172ZM14 189V190H13ZM15 189H17V190H15ZM148 189H146V194H148L149 192L148 191H151V190H148ZM165 189H168V188H165ZM164 189V191H166ZM148 190V191H147ZM154 191H155V189H153ZM153 190L151 191V192H153ZM170 190V189H169ZM142 191V192H141ZM163 191V193L162 194H165L166 192H164ZM173 191V190H172ZM155 192H157V191H155ZM169 192V191H168ZM141 193H142V195H143V197L144 198H142V196H141ZM159 194H161V192H158ZM158 193H156L157 195H158ZM173 193H174V191H173ZM172 193V194H173ZM150 194V196H151V193H149ZM155 193H153V195H154ZM168 194H171L170 192L168 193ZM153 195H152V198L154 199V197H155V199H156V196H154L153 197ZM163 196V195H162ZM161 196V198H163ZM168 197H169V195H167ZM146 198V199H145ZM158 198H159V195H158ZM164 199V198H163ZM168 199V198H167ZM171 199V198H170ZM29 200H31V201H29ZM158 200L159 199H156V201L158 202ZM162 200V199H161ZM161 200H159V201H161ZM33 201V202H32ZM167 201H169V199L167 200ZM174 201H175V199H174ZM174 201L172 200V202L174 203ZM29 202H31V203H29ZM163 202V200L161 201V202H159L158 204L161 206V203ZM165 203H166V200H165ZM173 203H171V200H170V204H172L173 205ZM67 204L68 205H71L72 204V207H75V206H73V205H75L76 204V208H78L79 207V209L80 208H87L86 209V211L89 213L90 212V214H91V217H88V219L86 218L87 217V213L85 214V213H83L84 214V216L86 215V217H85V220H82L81 218L83 217L84 218V216H82V217H79V215L82 213V211H80L79 209V211H80V213H79V215H78V217H77V214L75 215L73 212H75L74 210H73V208H71V206L69 207V206H67ZM154 204V203H153ZM166 205H169V202H168V204H165V206ZM78 206V207H77ZM152 206V207H151ZM155 206V205H154ZM162 206H164V205H162ZM174 206V205H173ZM67 207V208H66ZM148 207H151V209L150 208H148ZM63 208H65V209H63ZM68 208H69V210L70 211H68ZM76 208H74V209H76ZM169 208H171V206L169 205ZM67 209V210H66ZM173 209H174V211H175V208L173 207ZM64 210H66L65 211V213H64ZM72 210H73V212H72ZM78 210H77V212H78ZM83 210V209H82ZM161 210V209H160ZM84 211V210H83ZM151 211V213L149 214L148 212H150ZM159 211V210H158ZM66 212H72V215L74 216V217H76L75 219L73 218V216L71 215L70 217H72L73 219H71L70 217H69V215H70V213H69V215H68V213H66ZM145 212H147L148 214L146 215L147 216V220H148V217L151 215V216H153V217H155L154 215H157L158 217H156V218H151L152 219V221H153V219L155 220L154 222H152V221H150L149 223H151V224H149V223H147L146 222V224L145 223H143L144 225H145V227L143 226V224H141V222L139 221L142 217L141 216H143V218H142V220L143 219H145ZM169 213H170V211H168ZM176 213V212H175ZM67 214V215H66ZM83 214H81V215H83ZM90 214H88V215H90ZM158 214H159V212H158ZM172 214V213H171ZM80 215V216H81ZM149 215V216H148ZM175 215V214H174ZM174 215H172L173 217H175ZM120 216H122V217H124L125 219H127V220H132L131 222H132V224L131 223H129V221H127V220H120L121 222L119 223V221H117L118 219H120V218H122V217H120ZM145 216V217H144ZM169 216H170V214H169ZM120 217V218H119ZM140 217V218H139ZM171 217V216H170ZM169 217V218H170ZM173 217L172 218H170V219H173ZM124 218H122V219H124ZM138 218V219H137ZM150 218V217H149ZM161 218V219H160ZM151 219H149V220H151ZM134 220H136V222H137V220L140 222V228H145V229H143L142 231H144L145 230V233L147 234V235H145L141 230H140V228H138L137 229V227H136V225L137 224H139V222H137V223H135V221ZM141 220V221H142ZM25 221V222H24ZM114 221H117L118 223H119V226H118V224H117V222H116V224H115V222ZM125 221V222H124ZM144 221V220H143ZM142 221V222H143ZM165 221V220H164ZM166 221H167V218H166ZM169 221V220H168ZM168 221H167V225H169L168 224ZM171 221V220H170ZM26 222H28V225H26ZM31 222V223H30ZM113 222H114V225H113ZM129 223V225H125V223ZM160 221H158V223H159ZM163 222V221H162ZM173 222V221H172ZM4 223H7V224H5L4 225ZM10 223V224H9ZM25 223V224H24ZM157 223V222H156ZM162 224H164V223H162ZM172 224V223H171ZM16 225V228L17 227H19V226H17ZM23 225H25V226H23ZM151 225V226H150ZM159 225V224H158ZM157 225V226H158ZM166 225V224H165ZM173 225V227H175L174 226V224H172ZM172 225H170V226H172ZM115 226V227H114ZM118 226V227H117ZM137 226H139V225H137ZM147 226V227H146ZM148 226H150L152 229H154V230H151L150 228L148 229ZM160 226H161V224H160ZM159 226V227H160ZM162 226H164V225H162ZM169 226V227H170ZM15 227V226H14ZM134 227L136 228V229H134ZM158 227V228H159ZM165 227H168V226H165ZM172 227V228H173ZM7 228V227H6ZM157 228V227H156ZM204 228V227H203ZM12 230H13V227L11 228ZM18 229V228H17ZM134 229V230H133ZM163 229H166V228H163ZM202 229V228H201ZM206 229V228H205ZM204 229V230H205ZM207 229H209V228H207ZM211 229V228H210ZM11 230V231H12ZM131 230H133L134 232H139L140 233V231H141V234H140V236H138L139 237V239H140V241L141 240H143L142 238H140V237H143L144 238V240L146 239V238H148L149 236L151 237V239L153 238V236H154V240H150V238H148L149 239V242H151V241H153L154 243H156V245L154 244V246H156V247H152V245H148L149 247H147L148 249L146 250L145 249V247L143 248V251L142 250H139V249H136V250H134L133 249V255L132 254H130V253H132V252H130V247L128 246V242L130 243V238L128 239V237L129 236H127L130 232H133V231H131ZM136 230V231H135ZM139 230V231H138ZM168 230V229H167ZM173 230V229H172ZM172 230L170 231L171 233H173L174 232V230H173V232H172ZM203 230V231H204ZM213 230V229H212ZM128 231H129V233H128ZM147 231V232H146ZM156 231H157V234L159 233V231L161 232V233H164V234H162V236H164V239H163V241H162V239L161 238H163V237H161L160 235H157L156 234ZM200 231V230H199ZM202 231V230H201ZM200 231V232H201ZM202 231V232H203ZM211 231V230H210ZM127 232V233H126ZM133 232V233H134ZM206 232V231H205ZM224 233H225V231H223ZM126 233V234H125ZM132 233V234H133ZM142 233L145 235V236H141L142 235ZM153 233H155V234H153ZM213 233V232H212ZM127 236H125V235ZM132 234H129V235H132ZM135 234H137V235H139L138 233H135ZM215 234V233H214ZM219 234V233H218ZM221 234V233H220ZM227 234V233H226ZM136 235V236H137ZM153 235V236H152ZM224 235V234H223ZM123 236H125V237H123ZM147 236V237H146ZM155 236H160L158 239H160V240H158V239H156V237ZM209 236V235H208ZM207 236V238L209 239V237ZM216 236V235H215ZM221 236H222V234H221ZM225 236V235H224ZM224 236H222V237H224ZM133 237H135L134 235H133ZM138 237L136 238L135 237V240H137V241H139L138 240ZM125 238L126 240V242H127V239H128V242L126 243L123 239ZM183 238V237H182ZM186 239H187V237H185ZM197 238H198V236H197ZM200 238H202L201 236H200ZM211 238V237H210ZM213 238H214V236H213ZM218 238H221V237H218ZM147 239V240H148ZM174 239V238H173ZM173 239L171 240V241H173ZM179 239V238H178ZM178 239L176 238V240L178 241ZM180 239H181V237H180ZM212 239V238H211ZM224 239H225V237H224ZM224 239H222L223 241H224ZM134 238H132V243H133V245H134ZM147 240H145V241H147ZM156 240V241H155ZM157 240H158V242L159 241H162V242H157ZM168 240V239H167ZM190 240V239H189ZM188 240V241H189ZM202 240H204L205 242H207L205 239H202ZM140 241H139V243H140ZM145 241H141V242H145ZM176 241V242H177ZM199 241V243H200V240H198ZM203 241V242H204ZM208 241H210V240H208ZM220 241H221V239H220ZM220 241H218V242H220ZM125 242V243H124ZM148 242V241H147ZM146 242V243H147ZM186 242V241H185ZM202 242V243H203ZM204 242V245H206V243ZM211 242V241H210ZM226 242V241H225ZM123 243L124 244H127V245H125V246H127V248H125L124 249V247L125 246H123ZM163 245V247L161 248V244ZM166 243H170V241H167V242H164V244H166ZM173 243V242H172ZM183 242H181L180 244H182ZM199 243H197L198 245H199ZM202 243H200V244H202ZM208 243V242H207ZM144 244V243H143ZM148 244V243H147ZM151 244V243H150ZM157 244H158V246H159V244L161 245V246H159L160 247V249H158L159 247L157 246ZM187 244V243H186ZM210 244H212V243H210ZM131 245V244H130ZM142 245V244H141ZM167 245V244H166ZM183 245V244H182ZM192 245V247L193 246H195L194 245V243H192L191 244ZM219 245H221V244H218L217 246H219ZM181 246V245H180ZM184 246V247H185ZM207 246V245H206ZM213 246H211V247H213ZM225 246V245H224ZM175 246H173V248H174ZM176 247H178V246H176ZM175 247V248H176ZM226 248H227V246H225ZM134 248H136L135 247V245H134ZM180 248H182V247H180ZM179 247H178V249L177 250H179L180 249ZM217 248V249H216ZM231 248V247H230ZM229 248V252H230V250H232V248L230 249ZM132 249V248H131ZM185 249V248H184ZM195 249H196V247H195ZM126 250H129L128 252H127V254H125L126 253ZM139 250V251H138ZM222 249H220V251H221ZM224 250V249H223ZM227 250V249H226ZM12 251H14L15 252V254L12 252ZM135 251V252H134ZM142 251V253L140 254V252ZM173 251H176L177 252V255H175L176 253L175 252H173ZM181 251V250H180ZM184 251H186L185 253H183ZM233 251V250H232ZM232 251H231V254H229L230 256H228V258H229V260H233V259H231L232 257H231V255L233 254L232 253ZM234 251H235V249H234ZM144 252H146V253H144ZM224 252H225V250H224ZM227 252H228V250H227ZM11 253H13V254H11ZM71 253H73V256H74V259L73 260H75L77 257V260H76V263L74 262V261H72V263H71V261L70 262H68L67 261V257L71 254ZM75 253V254H74ZM187 253V258L184 256V254H186ZM204 253H202V254H204ZM218 253V254H217ZM235 253V252H234ZM86 254V255H85ZM130 254V255H129ZM202 254H200V255H202ZM0 255H1V251H0ZM12 255H14V257L12 256ZM16 255V256H15ZM76 255H77V257H76ZM128 255V256H127ZM184 257H183V256ZM234 255H236L235 257H236V259L238 258L237 256H238V254L237 253H235V254H233V256ZM2 256H0V258L2 257ZM71 256V255H70ZM85 256V257H84ZM202 256H204V255H202ZM201 256V257H202ZM239 256H241V255H239ZM2 257V258H3ZM18 257V258H17ZM189 257V258H188ZM193 257V258H192ZM194 257H196L195 259H194ZM215 257V258H216ZM15 258V259H14ZM206 258V257H205ZM204 258V259H205ZM212 258H213V260H212ZM226 258V257H225ZM224 258V259H225ZM234 258V257H233ZM241 258V257H240ZM72 259V258H71ZM81 259V260H82ZM171 261V263L169 262V260ZM203 259V258H202ZM212 260V261H210L209 262V260ZM68 260H69V258H68ZM82 260V261H83ZM168 261V263H167V261ZM228 260V259H227ZM237 260H239V258L237 259ZM237 260H235V261H237ZM6 261V262H7ZM68 262V263H67ZM74 262V263H73ZM7 263V264H8ZM219 263H217V264H219ZM232 263H234V262H232ZM231 263V264H232ZM83 264V263H82ZM215 264V263H214ZM228 264H229V262H228Z\"/></svg>",
	"mask_w": 264,
	"mask_h": 264
}]
</instances>
